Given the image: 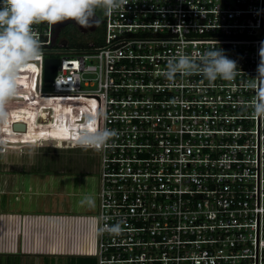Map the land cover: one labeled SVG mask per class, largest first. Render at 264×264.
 <instances>
[{
  "label": "built area",
  "instance_id": "2783aa9c",
  "mask_svg": "<svg viewBox=\"0 0 264 264\" xmlns=\"http://www.w3.org/2000/svg\"><path fill=\"white\" fill-rule=\"evenodd\" d=\"M101 11L93 30H79L100 23L99 44L68 47L54 25H33L43 61L59 64L49 83L43 61L18 81L19 93H37L39 75L38 92L50 84L51 94L95 96L97 110L64 113L116 132L112 147L93 150L94 264H264V120L251 115L247 83L264 42V0H128ZM214 46L237 62L234 80L163 75L177 49L196 57Z\"/></svg>",
  "mask_w": 264,
  "mask_h": 264
},
{
  "label": "clouds",
  "instance_id": "9594fccd",
  "mask_svg": "<svg viewBox=\"0 0 264 264\" xmlns=\"http://www.w3.org/2000/svg\"><path fill=\"white\" fill-rule=\"evenodd\" d=\"M127 3L128 0H0V124L6 123L9 118L8 106L19 92L21 70L42 56L41 43L33 25H55L71 20L82 28H89L95 23L97 9L109 15L124 8ZM259 57L257 74L247 83L255 93L249 105L251 115L264 120V42L259 49ZM238 71L237 62L214 46L196 57L177 49L163 75L173 82L178 74H197L213 83L217 79L232 81ZM95 121L96 117L90 116L72 130V140L82 150H102L113 146L116 132L99 126ZM82 202L91 205L94 200L85 196ZM107 230L110 234H119L121 224L110 225Z\"/></svg>",
  "mask_w": 264,
  "mask_h": 264
},
{
  "label": "crops",
  "instance_id": "0c3cea01",
  "mask_svg": "<svg viewBox=\"0 0 264 264\" xmlns=\"http://www.w3.org/2000/svg\"><path fill=\"white\" fill-rule=\"evenodd\" d=\"M12 113L27 116L22 110ZM6 124L8 120L3 123ZM25 136L18 141H30V138L31 146L36 141L48 142V137H55L49 132L34 131H28ZM18 148L21 150V145ZM90 156L95 159L92 171L97 173V155ZM65 166L74 165L65 162L63 167L51 171L48 167H32L28 171L23 166L0 171V256L4 257L0 264H18L14 259L23 256L25 262L48 264L50 256H89L95 250L97 211L93 214L82 211L86 209V203L82 202L85 196L81 188L82 173L90 170L82 166L73 172L64 169ZM48 172H57L59 188L50 186L52 175L48 183ZM25 178L28 182H24Z\"/></svg>",
  "mask_w": 264,
  "mask_h": 264
},
{
  "label": "rangeland",
  "instance_id": "374dc122",
  "mask_svg": "<svg viewBox=\"0 0 264 264\" xmlns=\"http://www.w3.org/2000/svg\"><path fill=\"white\" fill-rule=\"evenodd\" d=\"M96 13L101 19V9H97ZM82 35H84V33H82ZM94 36H99L101 38L99 31L88 33L86 37H83L81 36L78 27L73 23H69L58 36L57 40H75L92 38ZM95 39L97 38L95 37ZM42 61L43 57L41 56L38 61L30 64L27 68L22 69L21 72L34 70L36 66L41 67ZM50 90V84H42L41 90L37 93L18 92L17 96L14 97L9 104V112L12 113L13 111L16 112L22 110L25 114L27 113L28 116L14 115L9 119V124H6L5 126L0 124V171H4V169H6L5 171H12L17 167L22 168V166L28 171L32 167H36L37 169L48 167V170L51 171L52 169L55 170L63 167L66 162V164L71 163V165L74 166H65L64 169H72L73 172H76L79 167L81 168L84 166L90 171L82 173L83 181L81 188L84 190L85 196H91L93 198L94 203L91 205L86 203V209H83L82 211L86 210L85 212L93 214L98 209V198L96 195L98 192V175L92 171L95 159L93 156H90V154H93L94 152L93 150H82L77 147L72 140V130L86 122L90 116L70 115L64 112L73 109L75 111H82L83 109L97 110L100 105L99 100H95L96 98L93 95L51 94L49 92ZM46 102H48V105H45ZM45 106H48V108ZM55 110L58 111V114H52ZM59 111L63 113H59ZM45 112L50 114L46 116ZM11 113L10 115H13ZM31 113L34 115L36 114V117L34 116L33 120L30 117ZM33 121L41 124L32 126ZM95 122L97 123V119ZM15 124H21L24 128H16ZM30 127L38 132H49L50 135H54L55 137H48L50 138L48 139V142H42V140L36 141L34 142V144H36L35 146L28 145L24 142L22 143V149L20 150L18 148L19 145H17L16 142L20 137H24L25 134H28V131L31 130ZM18 133H22L23 135ZM25 138L28 139L27 136H25ZM29 140L31 141L30 138ZM18 143L20 144V142ZM49 175H52L51 183L49 182ZM56 177L57 172H51V174L48 172V183H50V186L54 189L56 188V185L57 188H59V185L56 182ZM27 179L25 178L24 182H28ZM74 180L76 182V179ZM85 196H82V198L84 199ZM3 259L4 257L0 256V261H3ZM14 261L18 264H33L32 261L25 262V256L15 258ZM48 264L70 263L67 258L50 256L48 257Z\"/></svg>",
  "mask_w": 264,
  "mask_h": 264
},
{
  "label": "trees",
  "instance_id": "16d2710c",
  "mask_svg": "<svg viewBox=\"0 0 264 264\" xmlns=\"http://www.w3.org/2000/svg\"><path fill=\"white\" fill-rule=\"evenodd\" d=\"M68 25V24H67ZM65 27H66V25L65 26H63L62 28H60V29H58L57 31H56V41H58L57 39H58V36L61 34V32L65 29ZM99 31V34H100V32H101V27H100V23H98V25H97V27H96V29L94 30V32H92V33H95V32H98ZM90 33V32H89ZM88 34V33H87ZM87 34L85 35H82V33H81V36H83V37H86L87 36ZM95 37L97 38V39H95ZM92 38H94V40H95V42L97 43V44H99L100 43V41H101V38L99 37V36H94V37H92ZM85 39H87V38H83V39H75V40H67V39H62V40H60V42L63 44V45H67L68 47H79V46H83V45H85L86 44V42L84 41ZM45 105H48V102H46L45 103ZM46 107V106H45ZM46 108H48V106L46 107ZM46 111H47V109H46ZM11 113V112H10ZM46 114V116H48L50 113H48V112H45ZM11 114H13V113H11ZM53 114V113H52ZM11 116H14V115H10L9 114V118H8V121H9V119H11ZM28 116V115H27ZM36 117V114L34 115L33 113H31L30 114V117L32 118V120H33V117ZM37 116H39V115H37ZM8 124H9V122H8ZM36 124H41V123H39V122H34L33 121V125L32 126H34V125H36ZM9 126V125H8ZM31 128V127H30ZM34 128H31V130H29V131H34V132H38V131H36V130H33ZM67 259H69V263L70 264H94V258L92 257V256H71V257H67Z\"/></svg>",
  "mask_w": 264,
  "mask_h": 264
},
{
  "label": "water",
  "instance_id": "95a60500",
  "mask_svg": "<svg viewBox=\"0 0 264 264\" xmlns=\"http://www.w3.org/2000/svg\"><path fill=\"white\" fill-rule=\"evenodd\" d=\"M96 22L97 19L95 17V23L92 27L89 28H82L80 25H78L77 23H75L74 21L71 20H67L61 23H57L54 25L55 30H58L60 28H62L63 26L69 24V23H73L75 24L79 30L81 31H87V29L89 30H93L96 26ZM59 64V58L57 57H46L43 61V82L44 83H49L53 80L55 74H56V68ZM38 79H39V75H37V79H36V91L38 92ZM16 128L19 129H23V125L21 124H15ZM20 142V144L18 143ZM26 142L27 144H31V141H17L16 144L18 145H22V143Z\"/></svg>",
  "mask_w": 264,
  "mask_h": 264
}]
</instances>
